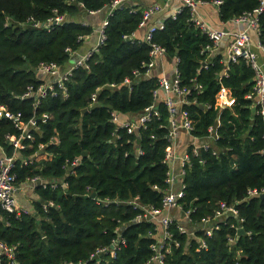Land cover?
Returning a JSON list of instances; mask_svg holds the SVG:
<instances>
[{
	"label": "trees",
	"instance_id": "16d2710c",
	"mask_svg": "<svg viewBox=\"0 0 264 264\" xmlns=\"http://www.w3.org/2000/svg\"><path fill=\"white\" fill-rule=\"evenodd\" d=\"M112 1L0 0V105L22 121L33 117L36 125L18 153L29 160L16 158L11 172L19 185L34 176L48 183L34 188V212L0 210V241L12 248L16 264H155L149 260L156 230L150 222L133 219L142 205L161 206L168 170L163 159L170 145L167 108L153 95L157 76L144 74L151 47L146 32L138 35L144 27L142 8L126 1L107 15L104 42L85 65L72 69L64 91L53 85L55 94L41 97L36 106L33 98L23 96L28 87L44 83L36 71L39 63L63 67L93 32L74 18L105 10ZM220 1L218 17L224 22L260 3ZM55 10L67 20L41 25ZM257 18V40L264 48V7ZM162 22V29L151 32V42L176 61L179 84L187 89L188 103L181 108L192 120L191 135L202 141L219 121L213 145L197 153L190 141L187 145L179 202L194 224L213 216L224 202L243 219L244 231L239 234L237 218L226 214L210 236L197 232L207 244L203 249L173 222L178 245L166 243L164 264H264V116L257 109L252 113L254 106L245 97L254 72L243 60L225 65L214 55L203 66L209 53L203 49L211 42L185 7ZM221 86L234 98L229 107L216 105ZM153 102L159 115L133 132L112 122L113 112L131 122ZM18 134L11 120L0 118V146L7 156L14 149L5 136ZM249 190L261 193L248 195ZM116 238L119 245L111 251ZM100 248L106 250L97 262L90 259ZM0 264L10 263L0 256Z\"/></svg>",
	"mask_w": 264,
	"mask_h": 264
},
{
	"label": "built area",
	"instance_id": "2783aa9c",
	"mask_svg": "<svg viewBox=\"0 0 264 264\" xmlns=\"http://www.w3.org/2000/svg\"><path fill=\"white\" fill-rule=\"evenodd\" d=\"M126 1L133 0H113L111 4L106 8L107 15L111 13L112 10L117 8L119 5L124 4ZM186 9H188L191 19L195 22V24L201 29L203 33L206 34L207 38L211 42V45H207L203 50L208 51L205 60L202 65L206 66L209 62V58L211 57L215 47L218 43L227 36L229 39L228 47L226 49V56L222 59V62L227 65L229 62H237L239 60H243L247 65L251 67L254 72L253 77V88L252 90L246 94V98L252 102V106H254L260 115L264 116V56L259 57L255 48L253 49V35L257 37L258 34V14L262 11L264 7V0H260L259 6L253 9L250 12H245L242 15L232 18L228 22H233L236 25L243 24L244 27L241 29H232L228 30L226 28H218L212 29L210 28L203 20L201 19L198 8L202 4L207 2H203L201 0H178ZM212 4L218 6L221 1L213 0ZM160 10V6L153 5L146 10L143 11L142 20L140 22V26H145L146 22L149 20L151 15L158 12ZM98 11H89L86 14L92 15L97 13ZM69 18V17H68ZM107 18V17H106ZM69 19H73L70 17ZM67 18L63 14H58L55 10L53 16L48 18L45 22L41 23V25L49 27L51 25L61 24L65 22ZM74 20L81 22L84 25H88L85 21H81L76 17ZM227 22V21H226ZM106 24V19L100 25L97 30L98 38L95 46L89 51L85 52L74 65L67 70H62L59 64L55 62H41L37 65L36 71L37 73L44 74L49 76L48 80H44L43 84H40L37 88L28 87L26 92L23 94L24 97L33 98V104L36 106L39 103V99L41 97L46 96L47 94H55L53 89V85H57L61 90H65L64 82L67 80L68 76L71 74L72 69L77 66L85 65L86 60L90 57V55L97 51L98 46H100L105 39L104 27ZM39 23H35L34 26H38ZM162 29L163 22H158L157 24L152 25L144 36V40L150 45V59L146 63V76L155 75L152 73L153 68L155 66L156 60L162 58L164 56V49L159 45L151 42V32L155 29ZM256 48L264 51V48L257 40ZM264 55V54H263ZM176 62V61H175ZM134 78L139 75L138 71L133 72ZM157 76V75H156ZM124 82L129 85L131 80L126 78ZM158 88L154 90V97L161 98L163 103L165 104L168 111V119L166 128L168 130L167 140L169 141V148L166 150L164 154L163 161L167 164V176H166V190L162 197L161 206L160 207H148L141 206L135 200L131 201L137 206H141L143 211L134 217V222H150L153 224L156 235L155 242L150 245V249L152 251L149 262L155 264H164V253L168 251V247L166 245L167 242L178 245L177 241L174 240L173 234L171 231L172 223L175 222V228L181 233H187L190 237L194 238L198 241L199 246L203 249L207 248V244L202 237L197 236V232L203 231L207 236L212 234L213 230H217L220 227V221H224V217L226 214L234 215L237 218V229L242 228L241 217H237L235 209L231 206H228L224 202L219 204V208L215 211L214 215L211 217H206L201 219L198 223H192L188 216V212L182 208L180 199L183 197V187L178 191L173 190V184L175 182V178H183L185 174V167L188 165V155L185 151L183 154L176 153L173 144L176 141V136L179 131H185L190 136V144L193 146V151L197 153L199 148L207 149L210 147L211 143L215 141L217 135L215 134V128L209 127V136L207 138H203L202 141L193 137L191 135V131L193 128L191 118L182 111L181 106L183 104H187V89L184 86L179 84V79L177 76V69L175 66L174 73L172 76L158 74L157 76ZM111 86H114L111 84ZM162 93V94H160ZM92 99H95V95L92 96ZM234 103V98L231 96L230 92L227 88L221 86L216 94V105L220 108L229 107ZM159 111L156 107L155 103H151L149 106L144 108L143 112L135 118L133 121L129 122L127 120H122L118 113H112V122H116L121 127H126L128 132H133L137 127L145 125L153 116H158ZM44 116V115H42ZM7 118L12 121L15 128L19 130V134L16 135H6L7 142L13 147V155L7 156L2 147L0 146V210L3 209L8 212H18L21 211L17 207L16 203V192L22 188L23 186H31L35 188L37 185H42L45 187L48 183H46L39 176H34L27 180L23 184H17L15 182V175L11 172L13 167L14 160L18 157L17 155L24 147L22 140L32 139V135L30 134L31 129H35L36 125L34 124V118L27 121H22L20 119L19 114H13L8 111L3 105H0V118ZM205 140V142H203ZM137 152L139 150L137 149ZM262 153L264 155V148L262 149ZM24 163L29 160V158L21 156L20 157ZM78 161L75 158L72 164ZM174 164H178V172L176 174H172V167ZM50 186H55V183H49ZM258 192L256 190H249L248 195H255ZM168 210H176L178 211L186 220V224H181L176 222L171 215L167 212ZM23 211V210H22ZM232 241V239H230ZM119 245L118 238L114 239L111 242L110 250L112 251ZM106 249L100 248L96 252L90 255V259H93L97 262L98 257L102 254ZM0 256H4L10 264H16L14 252L11 247L6 246L3 242L0 241Z\"/></svg>",
	"mask_w": 264,
	"mask_h": 264
},
{
	"label": "crops",
	"instance_id": "0c3cea01",
	"mask_svg": "<svg viewBox=\"0 0 264 264\" xmlns=\"http://www.w3.org/2000/svg\"><path fill=\"white\" fill-rule=\"evenodd\" d=\"M132 3L139 8H142V11L147 8L158 5L160 6V10L149 18L147 23L143 28L138 31V35H142L145 33L152 25L157 24L158 22H162V19L167 16H171L176 14L179 10L184 8V6L178 0H133ZM107 10H101L92 15L83 16L86 19L84 20L88 25L93 27V32L91 35L84 38L83 43L79 47V49L71 56V58L63 65L62 70H67L72 67L74 63L77 61L80 56H82L85 52L92 49L98 38L97 30L100 27L101 23L105 21L107 17ZM198 13L203 20L210 28L218 29V28H226L228 30L232 29H241L244 27L243 24L236 25L233 22H224L220 21L218 17V8L216 5L212 3H205L199 6ZM82 21V20H81ZM229 39L225 36L215 47L212 55L220 56L222 59L226 56V49L228 47ZM257 37L253 35V49L257 51L259 57L264 56L263 52L256 48ZM175 59H168L165 56L156 60L155 66L153 68L152 73L157 75H169L172 76L175 70ZM44 80H48L49 76L44 74L41 75ZM190 141V136L185 131H179L176 136V141L173 144V147L178 154H183L186 151L187 145ZM213 145V142L212 144ZM18 155V154H17ZM178 164H174L172 167V174H176L178 172ZM183 184V178H175V182L173 184V190L178 191ZM16 203L19 210L34 212L33 203L37 200V195L35 190L31 186H23L20 188L16 194ZM171 217L178 223L186 224V220L184 217L176 210H168L167 212Z\"/></svg>",
	"mask_w": 264,
	"mask_h": 264
},
{
	"label": "water",
	"instance_id": "95a60500",
	"mask_svg": "<svg viewBox=\"0 0 264 264\" xmlns=\"http://www.w3.org/2000/svg\"><path fill=\"white\" fill-rule=\"evenodd\" d=\"M200 107L202 108L203 106L200 105ZM255 109H256L255 107H252V108H251V112L254 113V112H255ZM218 124H219V121H218V119H216V120L214 121V123H213V128H216V127L218 126ZM91 196H94V194L92 193ZM243 232H244V231H243L242 229H239V234H243Z\"/></svg>",
	"mask_w": 264,
	"mask_h": 264
},
{
	"label": "rangeland",
	"instance_id": "374dc122",
	"mask_svg": "<svg viewBox=\"0 0 264 264\" xmlns=\"http://www.w3.org/2000/svg\"><path fill=\"white\" fill-rule=\"evenodd\" d=\"M84 16H85V15H84ZM78 19L84 21L86 18L83 17V16H79Z\"/></svg>",
	"mask_w": 264,
	"mask_h": 264
}]
</instances>
